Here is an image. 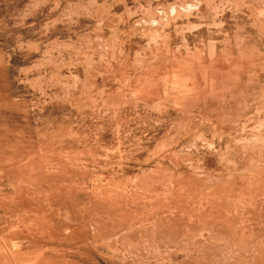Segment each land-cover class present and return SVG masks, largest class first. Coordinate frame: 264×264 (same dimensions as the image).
Listing matches in <instances>:
<instances>
[{
    "label": "rangeland",
    "instance_id": "obj_1",
    "mask_svg": "<svg viewBox=\"0 0 264 264\" xmlns=\"http://www.w3.org/2000/svg\"><path fill=\"white\" fill-rule=\"evenodd\" d=\"M0 264H264V0H0Z\"/></svg>",
    "mask_w": 264,
    "mask_h": 264
}]
</instances>
